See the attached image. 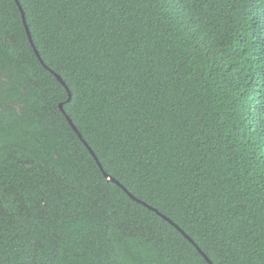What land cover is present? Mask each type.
<instances>
[{"label": "trees", "instance_id": "trees-1", "mask_svg": "<svg viewBox=\"0 0 264 264\" xmlns=\"http://www.w3.org/2000/svg\"><path fill=\"white\" fill-rule=\"evenodd\" d=\"M18 2L0 264H264V0Z\"/></svg>", "mask_w": 264, "mask_h": 264}, {"label": "water", "instance_id": "water-1", "mask_svg": "<svg viewBox=\"0 0 264 264\" xmlns=\"http://www.w3.org/2000/svg\"><path fill=\"white\" fill-rule=\"evenodd\" d=\"M14 1H15V3L17 4L18 9H19V11H20V13H21L22 21H23V24H24V27H25V30H26V33H27V36H28V40H29V42H30V44H31V46H32V49H33L34 53L36 54V56L38 57V59L40 60V62H42V61H41V58H40V56H39V54H38V52H37V50L35 49V47H34V45H33V43H32L31 35H30L29 29H28V27H27L26 21H25L24 12H23V10H22V8H21V6H20L18 0H14ZM46 68H47V67H46ZM47 69H48V68H47ZM50 72L53 73V75L57 78V80H58V81H59V82L65 87V89H66L67 92H68V99H67V102L70 101V99H71V94H70L68 88L66 87L65 83H64L63 80L61 79V77L58 76L57 74H55V73H54L53 71H51V70H50ZM58 108H59V110L61 111V113L64 115L66 121L68 122V124L70 125V127L72 128V130L77 134L78 138L83 142V144H84L85 147L88 149V151L90 152V154L92 155V157L95 159V161H96V163L98 164L99 169H100L101 172L103 173L104 177H105L107 180L112 181V182L116 183L117 185L121 186L116 180H114L113 178H111L109 175H107V174L103 171V169H102L100 163L98 162L96 156L94 155L93 151H92L91 148L86 144V142L82 139L81 134L78 132L77 128L73 125L71 119L66 115V113H65V111H64V109H63V104L60 103V104L58 105ZM121 187H122V186H121ZM122 189L128 194V196H129L132 200H134V201L140 203L141 205L147 207V208L150 209V210L155 211V212L157 213V215H159L162 219H164V220H165L166 222H168L170 225H172L173 227H175V228L177 229V231H179V232L181 233V235H182L185 239H187L191 244L194 245V247L196 248V250L201 254V256L205 259V261H206L208 264H212V262L208 259V257H207L204 253L201 252V250L197 247L196 244H194V242L191 240V238L188 237V235H186V234H185V233H184V232H183V231H182L177 225H175L170 219H168V218H166L165 216L161 215V214L158 213L155 209H153L152 207L148 206L146 203H144V202L138 200L137 198H135V197H134L132 194H130L125 188L122 187Z\"/></svg>", "mask_w": 264, "mask_h": 264}, {"label": "snow or ice", "instance_id": "snow-or-ice-1", "mask_svg": "<svg viewBox=\"0 0 264 264\" xmlns=\"http://www.w3.org/2000/svg\"><path fill=\"white\" fill-rule=\"evenodd\" d=\"M6 77H4L2 74H0V114H2L6 108L3 101V95L5 94V88H6ZM42 212L44 209L41 210Z\"/></svg>", "mask_w": 264, "mask_h": 264}]
</instances>
